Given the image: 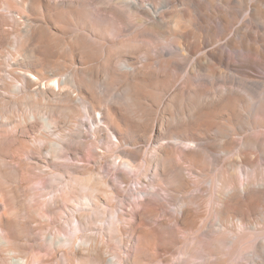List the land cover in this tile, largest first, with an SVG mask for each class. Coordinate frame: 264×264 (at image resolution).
Returning a JSON list of instances; mask_svg holds the SVG:
<instances>
[{"label": "bare ground", "instance_id": "1", "mask_svg": "<svg viewBox=\"0 0 264 264\" xmlns=\"http://www.w3.org/2000/svg\"><path fill=\"white\" fill-rule=\"evenodd\" d=\"M232 2L238 6L231 11L221 7ZM0 10L1 56L12 58L11 67L0 66V248L6 253L0 252V264H46L56 259V264H140L128 252L137 231L141 237L135 252L146 238L166 249V264H206L213 256L219 260L224 248L232 255L240 244L255 250L258 240L264 242V227L259 226L264 224V183L257 180L259 155L253 156L264 145L257 138L243 137L245 147L237 154L248 167L239 162L242 176L231 173L229 189L215 192L219 205L209 201L216 228L199 225L203 213L196 199L201 191L178 199L174 213L165 210L160 194L176 200L177 192L192 185L193 179L174 161L175 151L194 172L206 163L209 145L226 152L236 144L226 137L240 127V108L250 103L237 90L213 94L199 86L189 88L187 82L194 84L203 73L213 84L223 69H233L246 78L242 89L254 101L252 87L257 82L247 79L252 76L247 70L253 63L264 69V35L256 30L260 24L264 29V0H0ZM2 20L11 28L3 29ZM170 48L181 50L186 60L194 56L181 78L177 71L182 64ZM225 49L240 62H231ZM75 59L84 67L74 66ZM165 95L169 106L181 109L179 119L170 108L157 117ZM254 102L264 109L263 98ZM83 104L87 113H98L106 131L100 126L91 132L79 128L82 124L84 129L78 119ZM21 106L17 117L9 114ZM223 115L227 122L221 121ZM69 122L76 127H68ZM60 125L71 130L60 133ZM99 131L115 160H121L116 165L125 164L121 171L111 168L110 178L94 173L101 166ZM164 135L171 139L168 144L160 143ZM20 136L28 143L22 151H13ZM143 149L150 154L143 156ZM42 151L47 155L40 156ZM133 169L141 195L128 204L122 190L134 181ZM35 179L39 195H33L30 204L42 217L41 241L33 246L31 257L27 249L32 244L24 241L33 234L25 220L29 212L18 204L16 193ZM221 185L225 188L226 180ZM99 207L112 212L108 235L96 224L103 220ZM178 224L200 232L196 237L209 243L210 252L203 254L192 245L176 258L177 237L166 242L160 228L171 235ZM109 242L123 255L110 251L109 258Z\"/></svg>", "mask_w": 264, "mask_h": 264}, {"label": "rangeland", "instance_id": "2", "mask_svg": "<svg viewBox=\"0 0 264 264\" xmlns=\"http://www.w3.org/2000/svg\"><path fill=\"white\" fill-rule=\"evenodd\" d=\"M217 4H219V3H217ZM237 6H238V4L236 2L221 5V7L223 9H229V11L233 10V8H235ZM0 12H1V10H0ZM245 13H246V11L243 10L242 13L239 14V16L237 17L238 22L243 20V16L245 15ZM0 19H1V17H0ZM1 23H2L1 27L3 29H10L11 28V26L9 24H7L6 20H2ZM257 23H258V25L260 24V22H257ZM256 27H257L256 30H258L259 34L263 36L264 35V29L262 28V25L260 24L259 26H256ZM3 49H4L3 47H0V62H1L0 66L8 68V64L10 66V64L12 63V60H11L12 58L10 55H8L7 57H2L1 56L2 54L5 55L4 53H2ZM169 50H172V52L170 53V54H172L171 56L174 57V59H177V61L182 64V66L177 71V75L181 78L183 75L186 74V70L188 69V66L191 64L194 56H192V58L186 60L184 55L182 54L181 50H179L177 48H170ZM225 53L228 57L230 56L229 51L227 49H225ZM229 60L231 62H234V63L240 62L239 59L232 58L231 56L229 57ZM132 61L134 62L135 59H133ZM73 62H74L73 65L77 66L78 68L84 67V65H82L80 63L79 59H75V60H73ZM187 62L190 64H188ZM140 64L141 63H137L136 66H138ZM186 66H187V68H186ZM146 70H147V68H146ZM223 70H224V72L221 74L220 80L218 82L210 84V81L207 80L206 76H204L202 73V75L199 76V79L197 80V82L192 84L190 81H188L187 85L189 86V88H195L197 86L205 88L210 93L214 92L213 94L217 93V91L219 89L230 88L232 90L239 91L246 98V101L250 103V106L240 108V112L242 113V117H243V122L241 121L242 124L240 125V127L238 129L231 131L229 133V136L226 137L227 140L229 138H232L236 144L235 145H229L226 152H224L222 150H220V151L216 150L217 148L211 147V145H209V151L207 152L208 155L206 157V163L202 167H199V166L195 167L194 172L190 171V164L181 158L180 153L175 151L173 154L174 161L179 162L183 166L186 175H188L189 178H191V181L193 179V181L191 182L192 185L187 190L177 192L175 194L176 198H177L176 200L166 199L167 197H166L165 193L163 191H160L162 198L166 202V204L164 202L165 207H167V208H165V210L169 213H174L173 210L175 211V209H177L179 207L180 203H178L179 202L178 199H183L185 196H186L185 198H188L187 196H189V198H190V196H192L191 193L194 194V192L196 193V192H198V190L201 191L200 193L198 192V194H200L201 196L198 195V198L197 199L195 198V199L197 200V204H199V206H200V211L203 213V217H201V219H200L201 222L199 225L203 224L205 229H207V230H208V227L209 228L211 226L215 227L216 226L215 224H217V222L215 223V221H217V219L214 216V213L211 212V202L209 203V201H215L216 200V198H214L215 195L219 191H221L222 189L225 191H227V189H229V187L232 185V179L230 178L231 173L235 172L237 178H240L242 176L240 174L239 168H238L240 166L239 162H241V166L245 167V169L248 167V165H245L244 163H242L241 158L237 154L238 151H240L241 149H243L245 147V144L243 142V137H245V136L252 137V138L254 137L255 140L257 138L256 141L259 144H261L260 146L263 147V145H264V109H261L259 107L258 103L254 102L260 98L264 99V69L253 63V69L247 70L250 72V74H252V76L248 77L247 79L253 80V81L255 80L257 82L252 87V91L254 93L253 94L254 101L251 100V98L242 89L245 87V84L243 83V79H246V78L242 77V74L240 72H237L233 69H227V70L223 69ZM66 72L67 71H65V73ZM177 82L175 83L174 86H179L181 83V79L178 80ZM148 84L149 83L146 82V85H148ZM174 86H173V88H174ZM72 94L75 95L74 93H72ZM9 98H10V100H16V97H14L13 95H10ZM169 99H170L169 95H165L163 97L164 101L161 102L163 104V106L156 111L157 117H161L162 112L165 111L167 108H170V109H174V111H176L178 113V119H179L182 116V113L180 112L181 109L176 108L175 106L174 107L169 106L170 105ZM243 104H240V106H242ZM80 108L82 109L81 110L82 114L80 115V117L78 119L81 122H83V127H84V129H83L81 127V125H82L81 124L79 126L80 129H82L84 131L85 130L89 131L90 128L91 129H93L94 127L99 128V126L103 129L105 128V125L101 121H99V119H98V117H99L98 113H96V112H93L92 114L87 113V105H85V104L80 105ZM23 109H24V106L18 107L16 110L9 112V114H11L13 117H17L19 114H21ZM96 115H98V116H96ZM185 118H187V115L185 116ZM221 121L227 122V116L223 115V117L221 118ZM87 122H88V124H87ZM67 124H68L67 125L68 127H71V128L76 127V125L72 122H71V124H70V122ZM58 129L60 130V133L62 131L67 133L68 131L71 130L69 128L64 127L63 125H60ZM104 131H106V130L104 129ZM89 132H91V130ZM99 134H101L100 137L98 138L99 147H97L96 149L101 153V157H100V165L101 166L99 167L98 170H95L94 173L96 174L97 178H102L103 176L110 178L111 172H112L110 170L111 168H115L114 170L121 171L124 169L125 164L123 165V163H120L119 165H116V163L118 164V162L121 160L120 159H119V161L117 159L115 160V156H113V152L110 150V146L107 143L105 135H103L102 131H99ZM168 137H169L168 135H164L162 137L160 143L168 144V141L171 140ZM211 137L212 138L216 137L215 131L212 132ZM19 138L22 139L21 143L13 146V151L21 150L23 147V144L26 142L28 143V139L23 140L24 138L22 136H20ZM52 138H54V137H52ZM212 138H209L208 141H212V142H216V143L223 142L222 138H216V140H214ZM250 151H251V149L247 150V152H250ZM253 153H254L253 156L259 155L258 156V163H257V166H258L257 180L260 183H264V148L259 147V149H257V150L255 149L253 151ZM145 154L148 155L150 153H146V151L143 149V156H145ZM41 155L46 156L47 154H46V152L42 151L40 156ZM11 161H12V164L14 166L17 165V160L14 157H11ZM78 163H81V162H78ZM148 172L150 173L151 171L149 170ZM191 172H192V174H191ZM187 173H190V174H187ZM130 175L132 176L131 180H134V181H131L130 183H128L126 188L124 190H122V194L127 197V203L128 204H130V203L132 204V201L141 195V194H138V193H140V192H138V191H140V188H139V184L137 183V179H136V177H137L136 176V170L135 169H133V171L131 170ZM223 175L225 178L223 177ZM222 180H226V187L225 188H222V185H221ZM163 185L166 186L167 184L164 182ZM26 186L28 188L25 190H22V191H21V189L17 190L16 200H17L18 204L22 203L21 205H23L29 212V214L27 215L25 220L29 221L30 228L32 229L33 234H29V239H26L24 241L27 244V246L32 244V247L27 249L29 256L32 257V256H35L34 254L36 252V249L33 246L36 244V242L41 241L40 240L41 239L40 238L41 237V235H40V233H41L40 221H41L42 217L38 213H33L34 211H33V208L31 209L32 206L30 204L31 197L33 195H39V193L37 191V187L39 186V180L35 179L32 182H30L29 184H26ZM130 187L132 188L131 190L129 189ZM215 192H217V193H215ZM47 197H49V196H47ZM171 201H172V203H171ZM215 202H217V203H215L216 205H219V203H220L218 200H216ZM175 203H178V204H175ZM201 204H202V206H201ZM127 208H128V206H127ZM128 209H131V207L129 206ZM0 211H3V210L0 209ZM98 212H100V214H99L100 219H103V220H102V222L98 221L96 224L99 225L100 231L103 232L104 235H108L107 224L112 220V212L109 211V209H107L105 207H99ZM261 215H264V212L261 213ZM232 216L235 218L238 217V215H236V214H233ZM259 216H260L259 214H255L254 218L258 219ZM21 219H24V217ZM213 223H214V225H213ZM259 226L264 227V224L259 223ZM146 228L149 229L150 226L147 225ZM160 231L165 236L166 242H170L173 238L177 237L178 240H177V242L175 244V248H174L175 249V255L174 256L176 258H180L182 255V252L185 249H187V247L192 246V245L195 246L198 249V251L203 253V254L206 251L210 250L209 243L200 242L199 239H197V237H196L198 234L200 235V232L198 233L196 231V229H193L192 227H189V226L187 227V226H184L182 224H178L175 227V232L172 233L171 235L168 232H166V230H164V229L162 230L160 228ZM132 237L133 238L131 239V247H130L131 249L129 248L130 250L128 249V252L131 255L134 253L132 256L136 257L139 260L140 264H166V261L164 259H165L166 255H168V252L166 251L165 248L156 247L153 244H151L150 240L143 238L142 239V249L137 253V252H135L134 246H135L138 238L141 237V233L139 231H137V232H135V234ZM258 241H259V243H258V246L255 250H252V248L249 249L248 245L240 244L239 247L237 248V250H235L232 253V255L228 253L227 248H224L223 251L218 253V255L220 257L219 260H217L215 258V256H213V257H211L210 261L206 264H264V246L260 245L262 243L264 244V242H263V240H258ZM151 246L154 248H151ZM105 248L107 251V256L109 258L110 257L112 258L111 254L115 251L120 253V255L122 254L118 245L114 242H109L107 246L105 245ZM0 252L3 254H6L5 252L2 251V247L0 248ZM56 260H50L46 264H56L57 262L59 263V260H57V261ZM72 264H83V263L73 262Z\"/></svg>", "mask_w": 264, "mask_h": 264}]
</instances>
